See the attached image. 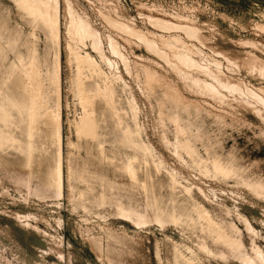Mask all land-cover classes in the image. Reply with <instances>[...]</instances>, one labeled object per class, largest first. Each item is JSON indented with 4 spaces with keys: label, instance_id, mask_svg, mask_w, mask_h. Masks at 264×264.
<instances>
[{
    "label": "bare ground",
    "instance_id": "obj_1",
    "mask_svg": "<svg viewBox=\"0 0 264 264\" xmlns=\"http://www.w3.org/2000/svg\"><path fill=\"white\" fill-rule=\"evenodd\" d=\"M11 1L20 22L13 23L9 15L5 14L4 22L0 24V202L5 201L7 204L3 206L0 203V264L79 263L76 255L69 251L65 253L66 243L63 235L57 231L63 224L60 209L63 207L65 191L69 211L83 214L80 222L70 220L69 227L76 235L83 236L86 242L88 240L99 264H152V255L158 256L161 243L169 263L194 264V259L185 255V251L194 255V248L186 242L191 230L201 234L194 243L197 246L195 248L207 252L215 264H264V247L259 245L263 233L260 235L258 232L263 229L257 231L254 222L251 223L255 220L250 221L234 204L241 194L243 197L246 193L264 203V160L251 161L234 149L227 153L220 152L209 144L204 148L205 153L202 151L204 154L199 152L195 142L201 140L208 143L205 123L194 113L200 107L187 98L178 89L180 87L176 88L178 85L173 87L170 84L166 86L162 98L153 99L158 107V116L163 119L162 123H169L176 131L173 141L161 137L165 147L183 160L187 155L189 167L204 177L228 185L229 190L224 188L225 191L221 192L209 186L206 190L199 187L196 181L193 183L188 176L178 172L179 169L173 168L175 166L171 167L173 164L169 165L148 139L141 137L143 127L139 129L138 124H135V128L133 124L134 129L130 128V121L138 122L139 111L143 108L139 110L138 101H135L132 89L129 90L130 84L124 82L122 75L118 74V65L108 58L104 50L106 43L107 51L116 56L130 72L133 70L131 68L129 71L132 62L128 63L129 57L126 59L125 54L128 50L123 44L130 45V49L137 48L135 53L140 58L138 62L141 63V58H144L167 65L181 76L190 93L209 97L218 105L240 114L249 113L264 124V86L257 83H264V44L239 32L223 30L218 34L211 33L201 26L187 23V18L185 22L181 21L183 17L175 21L160 16L146 17L151 22L148 21L150 26L152 24L168 33L167 36L163 33V36L140 28L120 1L114 4L110 0H99L105 6L114 4L107 7L106 11L97 7V11L105 24L121 35L117 38L104 36L106 38L103 39L101 31L93 23L95 20H91L73 0ZM135 3L138 8L143 7L141 2ZM222 17L226 22H233L225 14ZM254 21L249 20L247 26L263 31L264 21ZM237 24L243 26V23ZM63 26L68 37V62L75 68L71 79L74 95L83 109L79 119L71 124L78 137L75 142L69 136L64 138L63 119L59 110ZM179 32L198 43V46L193 43L190 45L189 41L188 44L186 39L178 36ZM40 34L44 35V44ZM88 48H92L97 56ZM202 48L208 49L213 58L208 57ZM49 53L54 56L51 63L48 60ZM214 57L225 61L226 70L222 61ZM103 62L110 70L114 68L113 71L117 66L118 71H112L113 74L117 71V75L109 77L101 64ZM140 63L136 65L137 68ZM147 66H143L144 77L141 79L144 78L145 84L141 85H144V89L148 86L147 89L153 90L154 95V85H161L164 78L158 79L159 70L154 71ZM44 76L55 85L54 95L44 90ZM246 79L251 80L248 82ZM156 81L159 83L155 84ZM251 81L258 85H252ZM150 91L146 93L150 94ZM124 92L131 93L127 102L129 109L131 107V115L127 107L119 103L120 93ZM54 99L57 110L52 109L51 102ZM15 114L21 115L22 126L16 124ZM194 115L196 120L192 118ZM21 137L24 139L21 140ZM64 143L68 148L86 152L82 167L79 168L71 156L65 158ZM107 145L111 150L140 153L146 164L151 159L158 172H165V179L149 185L147 179L151 175L148 173L145 180H140L134 165L138 154L124 158L121 166L112 165L106 155ZM9 149L26 158L24 164L22 160L15 163L4 159L2 153ZM120 176L130 179L129 188H114ZM77 180L82 181L87 190H81L75 197ZM96 188L100 189V193L96 192ZM135 189L144 198H137ZM163 194L170 199L175 211L178 207L180 209L181 199L182 202L194 201V210L188 211L181 206L178 215L164 213L160 207V196ZM244 203L245 209L254 214L251 216H255L260 223L258 225L264 226V208L246 200ZM33 206L49 211L48 218L36 214L32 210ZM92 209L99 211L101 222L86 220L85 214ZM103 209H109L111 216L121 223L130 222L134 233L129 234L125 227L118 232L110 229L106 225ZM1 219L9 220L23 230L25 244L13 234L12 227L1 223ZM236 220L243 225L246 233L236 225ZM42 221L45 223L44 229L37 225ZM201 221L205 223L200 225ZM172 224L175 225L173 230ZM158 228L164 232L161 238L154 235V230ZM169 229L177 240L165 233Z\"/></svg>",
    "mask_w": 264,
    "mask_h": 264
},
{
    "label": "rangeland",
    "instance_id": "obj_2",
    "mask_svg": "<svg viewBox=\"0 0 264 264\" xmlns=\"http://www.w3.org/2000/svg\"><path fill=\"white\" fill-rule=\"evenodd\" d=\"M63 1L64 0H62V2ZM73 1L75 3L77 2L78 6L83 11H85L87 13V15H89L91 20H93V21L95 20L93 23L96 26V28L101 31L103 39L106 38L104 36H109V37L114 36L115 38H117L118 36H121V35H119V33L116 30H114L111 26L108 27V25L105 24L104 20H102L99 12L97 11V7H101L103 9V11H106V10H108L109 6H112V5L114 6L115 3L120 1L124 5V7L127 11V14L130 15V17L134 18V20L136 21V24H138V26L140 28H143V30L145 29L148 31L152 30L151 32H153V33L155 32L156 34H161L163 36H164V34H166V36H167L168 33L165 31H160L159 29L153 27L152 24L150 26L149 24L151 22L148 18H146L149 15L151 17L160 16V18H164L167 20L170 19L171 21L179 20V18L181 20L184 18V20H181V21L185 22V20L187 18L188 19L187 23H190L193 26L195 25V27L197 25L201 26V27L207 29L208 31H210L211 33L218 34L219 31H223V30L226 32H229V33L239 32L243 36L244 35L249 36L250 39L259 40L264 44V30L261 31L259 29H254V27H249L246 24L249 20H251L252 22H253V20H255L254 22L258 21L259 23H262L264 21L263 20V17H264V0H138L139 3L141 2V4L143 5V7H141V8H138L137 4L135 3V1L138 2L137 0H110L112 3H114V2L115 3L114 4L109 3L106 6L102 2H100L99 0H77V1L73 0ZM107 1L109 2V0H107ZM98 5H100V6H98ZM104 6H105V8H104ZM146 6H148V7H146ZM145 9H147V10H145ZM5 14L9 15V17H10V19H12L13 23L14 22H20V18L15 15V5L11 0H0V24H3V22H4L3 16ZM223 14L231 17L233 24L231 22H226L224 20V18L222 17ZM98 16H100V17H98ZM181 17H183V18H181ZM248 17H249V19H248ZM192 20H193V22H192ZM260 20H263V21H260ZM148 21L150 23H148ZM237 23H243L242 25L244 27L243 26H241L242 28L239 27ZM157 32H159V33H157ZM257 33L259 35H257ZM177 34H178V36L182 37L183 40L186 39L187 41L186 40L185 41L188 44L190 42L191 43L190 45H193V44L196 45L197 44L196 46H198V43H196L195 41L189 40L187 37H185L184 33L179 32ZM40 37L42 39L41 42L43 43L44 42V35L40 34ZM67 38L68 37L66 34V27L63 26L62 27L63 49L61 50V57H60L61 70L62 71H61V92H60L61 94L59 96V99H60L59 100V102H60V106H59L60 109L59 110L61 112V116L63 119L64 138H68V136H69L75 142L78 137L76 135V132L72 129L71 124L75 120L79 119V117L82 114L83 109L81 108V105L79 103L78 98L75 97V95H74V90H73L74 88H73V86H72L73 84L71 82L75 68L73 67V65L69 64V62H68L67 52H66V50H67L66 49ZM124 44H123L124 48H126V50H128V51H125V52H127V53H125L127 55L126 59H127V57L130 58V59L129 58L127 59L128 63L130 64V61L132 63L137 61V64H136V62H135V65L134 64L132 65V63H131L130 67H129V71L131 70V68L133 69V70H131L133 74L131 73V71L128 72L127 71L128 69L127 70L125 69V65L122 64L120 61H118L119 59L116 58V56L111 55L112 53H109L107 51L108 48H106L107 47L106 43L104 45V50H105V53L107 54V56L109 55L108 58H110V59L112 58L111 60H114L115 65H118V70H120L121 72L117 70V66H116L115 70L118 71V74L122 75L124 82L127 81L126 84L127 83L130 84L129 90L132 89L131 93L133 92L132 95L134 96L135 101H138V103L137 102L136 103H137V105L139 104V106H138L139 110L143 108L142 111L141 110L139 111L140 114H138L139 117L137 118L138 122L132 123V121H130V124H129L130 128L134 129L135 124H138L137 127H139V129L141 127L145 128V129L142 128L141 137L145 140L148 139L149 142H151L150 144L155 147L154 149H156L158 153L162 154V156L164 158H166L169 165L173 164L171 167L175 166L173 168H175V169L177 168V170L179 169L180 171L178 170V172H182L183 175L188 176V178L191 179V181L193 183H194V181H196V184L199 187H203L204 189L206 188V190L209 187L210 188L213 187L215 190L217 189L216 191H221V192H223L225 190H229V189H227V188H229L228 185L221 183L217 180H214L212 178L204 177L202 174L198 173V171H195L194 169L189 167L188 164L186 163V161L188 160L187 155L184 156L185 160H183L180 157L178 158L172 151H170L169 149H167L165 147V145L163 143L164 140L173 141L176 131H175V128L172 125H170L169 123H167L165 121L162 123L163 119H161L158 116L159 112H158V107L156 106L155 100L163 97L162 95L165 92V89L167 88L166 86L170 85V84L173 87L178 85L176 88L180 87L178 89L183 94H185V96L187 98L194 101L196 106L200 107L199 110L195 111L194 113L195 114L197 113L196 115L197 116L199 115L198 119L199 120L202 119L205 123V127L207 130L206 134L208 136V143H207V141H201V140L196 141L195 146L199 150V152L205 153L206 149H204V148H206V146H208V144H209L210 147H212L213 149H216L218 151L222 150V151H225L226 153L234 149L238 154H241L243 156L245 155V157L251 161L264 160V124L261 121H259L256 117H253L249 113L248 114H240L238 112L230 110V108H228L226 106H223V105L220 106L217 104V102L213 101L209 97H206L203 95L201 96L200 94L198 96L196 93L193 94V92L190 93L191 91H189V88L187 89L184 82L182 81V78H180L181 76L178 75V73H176V71H174L173 69H170V67L167 65H163V64L158 63L156 61H153L152 59H144L143 58L144 59L143 60L141 58L140 61H141V63H143L142 67H141L142 70H141V68H140L141 63L138 62V59H140V58L137 57L138 55L136 54L137 48L135 49L134 47H132L130 49V45L128 46V44H125V45ZM126 45H127V47H126ZM202 49H203V51H206L204 53L206 55L208 54L207 55L208 57L213 58V56H211V52L208 49H205V48H202ZM88 51L92 52L93 55L97 56L96 52L92 48H88ZM53 58H54L53 54L49 53L48 60L50 63L53 62V60H54ZM214 58H217L218 61H222L221 58H218V57H214ZM138 63H140L139 68H137L138 66L136 67V65H138ZM222 63H223V66L225 65L224 68L226 70L225 61H222ZM101 64L104 65L105 63L103 62ZM146 65H148L147 66L148 68H153L152 70H154V71L159 70V72H157L158 73V79H160V77L164 78V80H163L164 82L162 81V83H161L162 78H161V80H158V81H160L161 85L156 84L158 81L155 82V84L157 85V88H156V85H154V87H155L154 90H156V91H154L155 92L154 95L152 94L153 90L150 91L147 89L148 86L146 87V85H145L146 88L144 89L143 88L144 85H141V84H145V83H143L144 78L141 79V77L144 75L143 74V66H146ZM106 66L108 67L107 64L104 65V70L106 71L108 76L109 75L112 76L114 74L117 75L116 74L117 71L113 74V72L115 71V70L113 71L114 68L110 70V68H107ZM133 67L135 68V70ZM70 69H72V70H70ZM165 70H167V72ZM138 73L139 74L141 73V76H139ZM235 73H233V74H235ZM135 74H136V76L138 75V77H136ZM236 75L238 76L237 73H236ZM43 79H44L43 80L44 90H46L47 93L51 92L50 95L51 94L54 95L53 92H54V86L55 85H53V82L51 81V79L50 78L46 79L45 76ZM136 80H140L141 82L140 81L138 82ZM250 80L248 79L247 81L249 82ZM118 82L116 81V84L120 85V82L119 83ZM254 82L255 81H251V84L252 83L253 84L258 83L259 85L264 86V83H262V82H257V83L256 82L254 83ZM165 83H166V85H165ZM144 90H145V92H144ZM146 91L147 92L150 91L151 93L150 94L146 93ZM131 93H130V95H131ZM147 94L149 95V97H147L148 96ZM160 94H161V96H159ZM130 95H129V93L124 92V93H120V96H119V100H120L119 103H121V105L123 104V106L127 107V109H128L127 112L129 113V115L132 114L130 111L131 107L129 109V107H128L129 103L127 104ZM150 97H152V99ZM153 99H155V100L153 101ZM55 100L56 99H54L51 102V105H52V109L57 110L58 108L55 104ZM149 101H150V103H149ZM140 105H141V107H140ZM223 110H225V111H223ZM231 111H232V113H231ZM15 117H16V124H18V126H22L23 121H22L21 115L15 114ZM192 118H194L193 120H196L195 115ZM135 128H136V125H135ZM144 132L146 135L144 134ZM17 133H19V131ZM162 133H163V136H162ZM146 136L148 138H146ZM161 137L162 138L165 137L164 140L161 139ZM23 139H24V137H21V140H23ZM106 151H107L106 155L108 156V160L110 162H112L111 164L114 166H121L123 164L124 158H132L135 156V154H138V158L135 160L134 165L136 167L137 173L139 174L140 180H145L146 176H148L147 174L150 173L151 178L147 179L149 185L154 184V183L157 184L158 181H163L165 179V172L163 170L158 172L156 170L154 164L152 163L151 159H150V163L146 164L144 162V160L141 158L140 153H136V152L131 151V150H123V149L117 150L114 148H113V150H111L109 145L106 146ZM63 152H64L65 158L68 156H71L73 159H75L76 165H78L79 168L82 167L83 162L86 158V152H84L82 150H81V152H79L77 149L71 148V147L68 148L66 143H64ZM16 153L17 152L9 149L6 152L2 153V156L4 159H6L10 162L16 163V162H19L22 160L21 162H23L22 164H24V162L26 161V158H24L21 154L19 155ZM110 168H112V167H110ZM192 175H194V176H192ZM197 180H198V182H197ZM130 184H131L130 179L128 177L120 176L117 178L116 183L114 185L115 186L114 188L116 190L122 189L123 187L129 188L131 186ZM75 185L78 187V191L75 193V197L78 196V192H80L81 190H83V189L87 190V188H85V185L82 181H80V182H79V180L75 181ZM224 188H226V189L223 190ZM96 192L100 193V189L96 188ZM139 193H140V191L138 189H135L136 197L137 198L141 197V199L144 198V197L140 196ZM157 194H158V190H157ZM240 196H241V198L239 197V200H237V203H234L235 207L238 208V210L240 209L239 212L244 214L245 216H247L249 218V220L251 219V220L256 221V219H255L256 217L251 216L252 213L247 211L248 209H245V207L243 206V204H245L244 201L246 200V202L248 201L249 203L250 202L255 203V204L257 203L262 208H264V206H262V205H264V203L261 201L258 202L257 200H255V198H253L252 196H249L247 193L243 194V197H242V194ZM248 196H249V198H248ZM244 197H245V199H243ZM240 199H241V202H240ZM160 200H161L160 201L161 202L160 207L162 208V210L166 214L167 213H170V214L175 213L176 215L180 214L181 206L185 207L188 211H193L195 204H196L194 201H183L182 202V199H181L180 209L178 207L177 210L175 211L173 209L172 202L170 201V199L165 194L160 196ZM242 200H243V203H242ZM218 202H221V201L218 200ZM238 202H240V204ZM0 203L3 206L7 205L5 201L0 202ZM241 203H242V205H241ZM62 204H63V207H61L60 213H61V217L63 220V224H62L61 228H59V229L57 228L58 229L57 231L63 235L64 242L66 243L65 253L67 254V252L69 251L72 254L76 255L77 258L79 259V261H78L79 263H77V264H99V261H97V259H96V254L91 249L88 240L86 242V240L83 236L76 235L73 232V230L69 227L68 223L70 220H71V222H76V223L80 222L82 220L81 218H82L83 214H72L69 211V202H68L67 191H65V197H64V199H62ZM239 205H241L240 206L241 208L243 207L242 211H241L240 207H237ZM32 210L36 214L39 213L41 215H44L46 218H48V216H49V211L39 210L38 208H36L34 206H33ZM98 212L99 211H96L94 209H92V211H88V214L87 215L85 214L86 220L90 219L91 222L93 221V223L101 222V220H100L101 218L99 217ZM102 212L104 213V215L106 217V222H107L106 225H108V227L110 229H112L113 231L115 230L118 232L119 230H122V227H125L128 229L129 234L134 233L133 232V225L130 222L125 221V223H121L118 219L113 218L111 216L112 212L109 209H103ZM252 215H254V214H252ZM255 221H251V223L253 224V222H254V227L257 229V231H258V229L259 230L263 229V230L258 231V232L260 233V235H261V233H263L261 235L262 239L260 238L261 240L259 241L260 242L259 245L264 247V232H263L264 226L263 225L259 226L258 224H260V223H258L257 221L255 222ZM33 222H37V220H35V221L33 220ZM203 222L204 221H201V223H199V224L202 225L205 223V222L204 223ZM1 223H3L4 225L7 224L10 227H12L13 234L23 244H25L24 243V232L21 228L15 226L11 221L6 220V219H1ZM235 223H236V225L238 224L237 226H239V228H242V230L245 229L239 221L236 220ZM44 224L45 223H43V221L37 223L38 226L40 225L39 226L40 228L43 227L42 229L46 228L44 226ZM82 225H85V224L83 223ZM261 226H263V227H261ZM174 228H175V225L172 224L171 230H173ZM171 230L169 229L168 231H165V233L173 235V238H175L177 240L178 238L176 237V235L172 234ZM163 233L164 232L162 230H160L159 228L154 230V235L157 238H161ZM244 233H246L245 230H244ZM198 236H201V234L198 232H194L192 230L188 232L189 240H187L186 242L194 248L193 249L194 255L190 251H185L186 257L187 258H193L194 264H215V262H213L210 259V255L207 252H205V251L201 252L198 248H195L197 246L194 245V243L197 240ZM5 239H7V238H5ZM31 239H33V241L37 242V240L35 238L31 237ZM152 260H153L152 264H171L166 259L165 248L163 246V243H161L158 256H155V254L153 253Z\"/></svg>",
    "mask_w": 264,
    "mask_h": 264
}]
</instances>
